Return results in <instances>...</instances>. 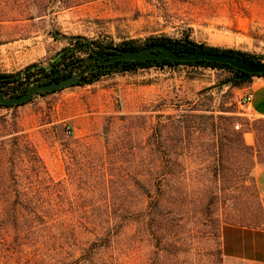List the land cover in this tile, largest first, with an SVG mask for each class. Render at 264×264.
I'll return each mask as SVG.
<instances>
[{
  "label": "rangeland",
  "instance_id": "1",
  "mask_svg": "<svg viewBox=\"0 0 264 264\" xmlns=\"http://www.w3.org/2000/svg\"><path fill=\"white\" fill-rule=\"evenodd\" d=\"M150 38L262 63L264 0H0V73ZM231 76L186 65L101 73L0 107V155L16 158L0 162V217L33 201L49 221L38 238L0 231V264H85L94 242L107 243L94 248L96 264H238L223 254L222 229L264 228V121Z\"/></svg>",
  "mask_w": 264,
  "mask_h": 264
},
{
  "label": "trees",
  "instance_id": "2",
  "mask_svg": "<svg viewBox=\"0 0 264 264\" xmlns=\"http://www.w3.org/2000/svg\"><path fill=\"white\" fill-rule=\"evenodd\" d=\"M165 45L169 48H171L173 51L176 52H196V51H203V52H214V53H225L232 55L234 57L240 58L242 61L248 63V64H259L261 63L256 59V57L242 52H237L233 50H221L218 48L208 47L205 45H199L195 42L189 41V40H173L168 38H150L145 43L144 46L138 47L134 44V42H125L122 45H120L118 48L121 50H138L142 49L144 47H150L154 45ZM88 47V45H86ZM85 50V46L81 48L80 51ZM77 51L74 49H65L63 50L56 58L55 62L52 64L50 69L41 68L38 65H31L28 68H26L25 71L17 73V74H4L0 73V94H8V93H16L18 94L24 93L25 89L27 88L26 85H29L31 82L37 80L35 77L37 74L44 75V79L52 78L53 81H60L63 79L68 78L72 75V67L75 66V63L80 62V58L77 57ZM119 67L116 69H112L110 71L103 72L102 74L111 73V72H120V73H126V72H134L141 69H150V68H161L164 69L165 67H177V66H194V67H205V68H212V69H219V70H225L232 74L231 78L227 81L228 84H231L234 87H243L249 82H251L252 78L254 76H264L262 75H254L247 73L245 71H241L239 69H236L230 65L226 64H220V63H210L206 61H198V62H175L170 60H156L151 59L148 61H136V62H126L124 66H121L119 62ZM36 70V71H35ZM68 72V73H67ZM80 85V84H76ZM73 85V86H76ZM60 91V90H58ZM55 92H49V93H39L37 96H45L48 94L56 93ZM17 94V93H16ZM33 100V99H32ZM30 100L29 102H31ZM28 102V103H29ZM27 104V103H25ZM25 104H21L18 106H22ZM0 107L5 108H12L17 106H5L0 105ZM16 141V143H15ZM17 145V138L15 137L14 141ZM27 145V143H26ZM27 148V146H26ZM13 157H10L6 159L4 155H0V162L2 160V163H7L14 166L16 158L12 159ZM40 162V161H39ZM41 163V162H40ZM7 172V171H6ZM9 174V172H8ZM5 175L3 172H0V181L2 180V177ZM10 175L13 177H16L13 168L10 170ZM18 194V197L25 196L23 192H19L18 190H15ZM42 207L38 205L37 203H34L33 201H15L12 205L6 208L5 213L7 214V218H1L0 217V231L7 230V228L12 227L19 237H22V240H25V238H38L41 237L42 234L46 233V229L48 227V220L42 215L41 211ZM3 216V215H2ZM104 238L100 237L99 240L103 242ZM107 246V243L98 245L96 242L93 243V246L91 248H83V262L85 264H96L95 257L97 255V249H94L95 247H99L98 250H100L102 247ZM78 262V261H77Z\"/></svg>",
  "mask_w": 264,
  "mask_h": 264
},
{
  "label": "water",
  "instance_id": "3",
  "mask_svg": "<svg viewBox=\"0 0 264 264\" xmlns=\"http://www.w3.org/2000/svg\"><path fill=\"white\" fill-rule=\"evenodd\" d=\"M69 39L79 40L80 38ZM108 50L112 51L113 53L109 55L107 60L100 62L101 65H106L107 69H110L112 64L116 62H120L121 66H124L126 62L148 61L151 59H156L160 61L170 60L175 62L206 61L210 63L230 65L236 69L254 75L264 74V62L259 64H248L242 61L240 58L225 53L203 52L201 50L196 52H176L171 48L161 44L144 47L138 50H121L118 47H109ZM90 51L95 54V57L88 61H93L96 59L98 53L92 46H90ZM87 72L88 70L80 73H74L61 81H53L52 78L35 80L27 86L24 93L0 94V105L18 106L28 103L39 93L55 92L69 88L76 84H82V77L85 76Z\"/></svg>",
  "mask_w": 264,
  "mask_h": 264
},
{
  "label": "crops",
  "instance_id": "4",
  "mask_svg": "<svg viewBox=\"0 0 264 264\" xmlns=\"http://www.w3.org/2000/svg\"><path fill=\"white\" fill-rule=\"evenodd\" d=\"M242 91V100L253 95L246 104L249 114L264 121V76H254ZM256 188L264 201V165L257 172ZM222 249L227 259L238 264H264V228L227 224L222 229Z\"/></svg>",
  "mask_w": 264,
  "mask_h": 264
},
{
  "label": "flooded vegetation",
  "instance_id": "5",
  "mask_svg": "<svg viewBox=\"0 0 264 264\" xmlns=\"http://www.w3.org/2000/svg\"><path fill=\"white\" fill-rule=\"evenodd\" d=\"M83 45L85 46V49L88 48L86 46L87 45L86 43H83L81 45V48L83 47ZM108 48L109 47H102V48L95 49V51L98 53V55L96 56V59L93 61H88V60L92 59L93 57H95V54H93L90 51L89 57L86 60L80 61L79 63H75V66L73 67V69H75V70L72 74H74L75 72L80 73V72H83L85 70H88L87 74L82 77V79L84 80L87 76L96 77V76H99L103 72L118 68L120 66L119 62L112 64L110 69H107L106 65L100 64V62H104L105 60H107L109 58V55L113 53L112 51H109ZM47 79H49V78H47ZM16 93L18 94V92H16Z\"/></svg>",
  "mask_w": 264,
  "mask_h": 264
},
{
  "label": "built area",
  "instance_id": "6",
  "mask_svg": "<svg viewBox=\"0 0 264 264\" xmlns=\"http://www.w3.org/2000/svg\"><path fill=\"white\" fill-rule=\"evenodd\" d=\"M253 95L252 94H248L244 99H243V103L246 105L248 104L251 100H252ZM65 133L67 135L71 134V128L70 127H66V131Z\"/></svg>",
  "mask_w": 264,
  "mask_h": 264
}]
</instances>
